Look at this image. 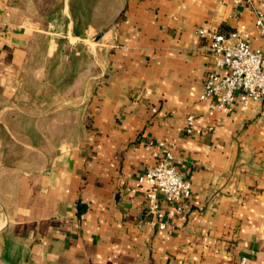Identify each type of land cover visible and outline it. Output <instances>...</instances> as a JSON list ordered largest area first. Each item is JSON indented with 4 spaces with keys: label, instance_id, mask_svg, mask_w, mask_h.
Segmentation results:
<instances>
[{
    "label": "crops",
    "instance_id": "1",
    "mask_svg": "<svg viewBox=\"0 0 264 264\" xmlns=\"http://www.w3.org/2000/svg\"><path fill=\"white\" fill-rule=\"evenodd\" d=\"M254 20L236 0H0V264H264V98L199 99L223 69L197 29L256 48ZM169 148L192 192L158 195L161 230L138 180Z\"/></svg>",
    "mask_w": 264,
    "mask_h": 264
},
{
    "label": "built area",
    "instance_id": "2",
    "mask_svg": "<svg viewBox=\"0 0 264 264\" xmlns=\"http://www.w3.org/2000/svg\"><path fill=\"white\" fill-rule=\"evenodd\" d=\"M250 6L254 12V27L259 32L260 46L251 47L247 34L232 31L228 34L210 30L206 27L197 29V34L208 40L207 48L212 53L216 67L222 73L213 72L207 76L203 91L199 96L207 103L206 114L213 116L233 104L237 99L245 106L250 101L264 98V14L255 7V2L264 0H236ZM193 115L186 118L184 131H194ZM164 142H149L147 147L163 148ZM155 162L138 180V185H146L145 211L152 217L151 224L158 229H165L166 222L162 219L158 195L162 194L169 204H177L188 198L192 192V184L175 166L172 150L155 151ZM245 264V260H241Z\"/></svg>",
    "mask_w": 264,
    "mask_h": 264
},
{
    "label": "rangeland",
    "instance_id": "3",
    "mask_svg": "<svg viewBox=\"0 0 264 264\" xmlns=\"http://www.w3.org/2000/svg\"><path fill=\"white\" fill-rule=\"evenodd\" d=\"M93 1V0H92ZM93 42V41H92Z\"/></svg>",
    "mask_w": 264,
    "mask_h": 264
}]
</instances>
